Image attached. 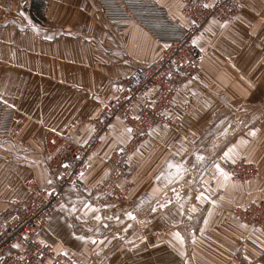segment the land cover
Returning <instances> with one entry per match:
<instances>
[{"label": "crops", "instance_id": "1", "mask_svg": "<svg viewBox=\"0 0 264 264\" xmlns=\"http://www.w3.org/2000/svg\"><path fill=\"white\" fill-rule=\"evenodd\" d=\"M153 1L188 23L180 13L184 0ZM194 41L202 55L197 75L175 95L171 124L155 125L129 154L126 201L102 206L90 193L107 176L111 151L128 140L118 120L89 155L83 188H64L61 209L39 238L68 264L262 261L264 232L230 210L264 195V0H243L233 20L207 22ZM160 53L139 24L110 28L94 0H0V99L16 110L12 132L0 136V212L26 196L24 180L47 186L45 130L85 142L119 82ZM245 109L254 126L210 148V162H190L183 150L219 115ZM239 160L256 167L254 180L231 179L227 167Z\"/></svg>", "mask_w": 264, "mask_h": 264}, {"label": "built area", "instance_id": "2", "mask_svg": "<svg viewBox=\"0 0 264 264\" xmlns=\"http://www.w3.org/2000/svg\"><path fill=\"white\" fill-rule=\"evenodd\" d=\"M242 1L184 0L180 10L188 23L183 25L153 0H94L113 30L123 31L131 23L142 26L161 47L160 56L150 64L135 67L119 82L115 94L103 101L99 115L92 121V132L82 144L53 131L44 132L42 154L48 184L42 187L34 179L24 180L26 196L0 212V264H44L48 260L68 264L63 255L40 240L39 233L61 209L64 188H83L88 157L113 120L123 124L128 140L111 151L108 174L90 188V193L102 206H118L126 201L129 154L155 125L171 124L175 95L197 75L202 55L193 41L203 33L207 22L233 20ZM15 116V108L0 99L1 137L10 135ZM227 171L240 183L258 176L256 167L242 160L228 165ZM230 213L246 226L264 232V195L234 206ZM258 250L262 257L259 264H264V248Z\"/></svg>", "mask_w": 264, "mask_h": 264}, {"label": "rangeland", "instance_id": "3", "mask_svg": "<svg viewBox=\"0 0 264 264\" xmlns=\"http://www.w3.org/2000/svg\"><path fill=\"white\" fill-rule=\"evenodd\" d=\"M180 13H181V10H180ZM250 109L253 110L254 108H250ZM247 111H248L247 109L240 110L237 112L236 115L231 114L228 111L222 115H219L217 119H215L214 122L209 126V128L206 129V132H207L206 135L202 136L201 139L194 140L193 142L189 144V147L183 150L184 152H187L189 154L190 162H193L195 164L210 162L214 154L209 158L205 157V154L209 151L210 148H213L214 150H216L217 148L221 147L229 139H232L233 137L241 134V132L244 129L254 126L256 122V117L255 115H250L249 112ZM41 144H42V141H41ZM198 156H202L203 159L202 160L197 159ZM178 174L179 173H177V177H178ZM191 175L192 177L195 175L194 177L196 178L198 173L195 172V174H191ZM176 192H177V189H175V193Z\"/></svg>", "mask_w": 264, "mask_h": 264}, {"label": "snow or ice", "instance_id": "4", "mask_svg": "<svg viewBox=\"0 0 264 264\" xmlns=\"http://www.w3.org/2000/svg\"><path fill=\"white\" fill-rule=\"evenodd\" d=\"M193 42L195 43V41H193ZM129 131H131V130L129 129ZM252 134L254 135L255 133H252ZM231 152H232V149H229L227 152L224 153V156L225 157H229V154ZM197 159L202 160L203 157L202 156H198ZM216 168H217L218 171L221 172V174H223L225 176V179H227V174L223 172V169L220 168L219 164L216 165ZM201 195H203V193H201ZM169 203H170V201H169ZM213 203H215V201H213ZM153 211H155V209H153ZM128 215L131 216L132 214L131 213H128ZM97 218H99V217H97Z\"/></svg>", "mask_w": 264, "mask_h": 264}]
</instances>
